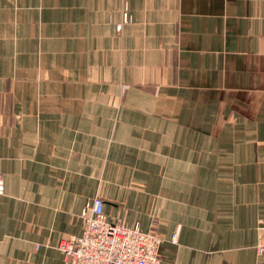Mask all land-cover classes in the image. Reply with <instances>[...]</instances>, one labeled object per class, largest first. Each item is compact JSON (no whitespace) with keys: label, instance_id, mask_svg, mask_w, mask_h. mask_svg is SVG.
<instances>
[{"label":"crops","instance_id":"crops-1","mask_svg":"<svg viewBox=\"0 0 264 264\" xmlns=\"http://www.w3.org/2000/svg\"><path fill=\"white\" fill-rule=\"evenodd\" d=\"M0 175V264L95 197L160 264H264V0H0Z\"/></svg>","mask_w":264,"mask_h":264},{"label":"built area","instance_id":"built-area-1","mask_svg":"<svg viewBox=\"0 0 264 264\" xmlns=\"http://www.w3.org/2000/svg\"><path fill=\"white\" fill-rule=\"evenodd\" d=\"M128 0H123L127 4ZM126 19V15H124ZM3 179L0 175V191ZM103 200L93 198L81 210L80 235H70L58 243L64 264H160L159 235L130 229L123 220L109 221ZM257 255L264 254V226L259 227L255 244Z\"/></svg>","mask_w":264,"mask_h":264}]
</instances>
